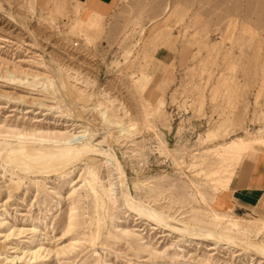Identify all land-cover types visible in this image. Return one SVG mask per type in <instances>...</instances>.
I'll list each match as a JSON object with an SVG mask.
<instances>
[{"label": "rangeland", "instance_id": "obj_1", "mask_svg": "<svg viewBox=\"0 0 264 264\" xmlns=\"http://www.w3.org/2000/svg\"><path fill=\"white\" fill-rule=\"evenodd\" d=\"M88 132L123 181L96 153L45 159L38 175L0 161V264H264L122 197L264 243L211 205L264 147V0H118L106 17L72 0H0V134Z\"/></svg>", "mask_w": 264, "mask_h": 264}, {"label": "bare ground", "instance_id": "obj_2", "mask_svg": "<svg viewBox=\"0 0 264 264\" xmlns=\"http://www.w3.org/2000/svg\"><path fill=\"white\" fill-rule=\"evenodd\" d=\"M63 79L64 77L62 78L60 75L56 74L57 87H59L62 91L63 88L67 86ZM120 130L125 131V128L123 127ZM86 136L87 138L84 142H81L82 136L76 134L71 135V137L66 138V140H62L63 142H60V140L41 142L38 140L36 141L29 139L28 134H0V161H3L5 164L21 166V168L23 166L28 169L32 167L34 168L32 174L37 173L38 175L41 173L40 162L45 159L48 160L49 165H54L52 168H55V165L68 164L69 162L71 163L77 160L81 156L90 153H96L108 159H113V161L116 162L118 169L117 172L119 173L118 177H120L123 181V170L114 153L110 149H103L101 146H95L92 141L93 135H91L90 132H88ZM246 144H248V142L241 141L240 144L236 143L238 146L235 148L239 147L240 145L243 147ZM24 164H28V166H25ZM29 165L31 166L30 168ZM51 171H53V169ZM122 197L127 206L132 208L138 215L147 218L153 223L164 225L175 233L192 236L196 239H205L217 242L227 245L228 247H234L243 250L244 252H247V254L250 253L264 259V243L239 238L230 233L222 231V229L213 230L196 226V224L191 225L183 221L176 220L175 218H172L161 211H157L143 201L135 200L131 197L128 190L125 189L124 186L122 188ZM229 225L233 227L237 226V224L233 223L232 221H229Z\"/></svg>", "mask_w": 264, "mask_h": 264}, {"label": "crops", "instance_id": "obj_3", "mask_svg": "<svg viewBox=\"0 0 264 264\" xmlns=\"http://www.w3.org/2000/svg\"><path fill=\"white\" fill-rule=\"evenodd\" d=\"M82 4L86 14L98 12L104 17L112 13L118 0H72ZM250 152L255 151L249 150ZM247 151V152H249ZM211 205L230 213L248 236H260L264 230V147L242 158L226 189L215 193ZM243 219L237 221L236 217Z\"/></svg>", "mask_w": 264, "mask_h": 264}]
</instances>
